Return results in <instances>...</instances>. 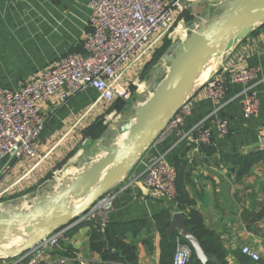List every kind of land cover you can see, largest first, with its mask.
<instances>
[{"label": "crops", "instance_id": "0c3cea01", "mask_svg": "<svg viewBox=\"0 0 264 264\" xmlns=\"http://www.w3.org/2000/svg\"><path fill=\"white\" fill-rule=\"evenodd\" d=\"M90 1L0 0V88L18 89L32 83L61 55L80 51ZM215 4L216 0L181 1L175 9L176 26L182 23L175 35L178 42L189 33L186 23L195 16L203 17ZM185 15L192 18L187 20ZM248 66L258 68L256 114L242 116L240 83L226 82L224 106L217 113H213V103L202 83L194 87L187 99L190 112L182 131L203 120L210 128L211 142L194 147L185 136L172 131L150 143L128 173L107 190L112 194V209L104 217L97 214L68 228L58 247L46 250L41 264H132L121 248L111 247L106 230L117 244L128 247L133 264H170L171 258L161 253L162 227L174 213L186 215L190 209L198 211L205 227L218 237L227 264H264V150L258 145L259 136L264 134V21L232 45L220 62V67L230 71ZM140 83L143 86L145 81ZM132 87L135 85L130 84L127 97L121 98L125 106L109 112L112 102L94 105L97 92L89 87L69 92L62 85L41 102L44 124L36 140L41 157L0 159V207H28L36 195L52 193L62 181L74 178L86 163L100 157L103 145L118 141L120 126L131 119L135 107ZM117 112L123 118L119 123L110 120ZM221 116L227 121L224 136L216 126ZM98 123L106 128L93 138L88 130ZM158 157L175 167L180 200L153 194L146 187L145 166ZM21 241L14 236L1 247L16 246ZM243 244L258 253L257 261L241 253ZM18 255L23 263L30 257L26 252ZM15 260L16 255L0 257V264Z\"/></svg>", "mask_w": 264, "mask_h": 264}, {"label": "built area", "instance_id": "2783aa9c", "mask_svg": "<svg viewBox=\"0 0 264 264\" xmlns=\"http://www.w3.org/2000/svg\"><path fill=\"white\" fill-rule=\"evenodd\" d=\"M187 0H92L88 3L90 15L81 50L61 55L57 62L45 68L40 78L18 89L0 88V159L26 155L41 157L36 140L44 124L39 104L65 85L69 92L86 87L97 92L95 104L111 103L116 98H126L129 87L139 82V75L156 49L169 37L178 20L176 7ZM258 68L248 66L230 71L228 67L214 68L202 82V87L213 103V113L224 106L226 82L243 85L241 113L247 118L258 112L259 98L255 90ZM63 98L66 94L61 95ZM190 112L184 101L151 143L163 139L175 131L185 136L194 147L208 145L211 131L203 120L196 122L187 132L182 131L184 118ZM220 136L227 133L226 118L216 120ZM85 142V140L83 141ZM264 150V134L258 138ZM144 182L153 194L175 197V167L158 157L146 164ZM112 209V194H102L84 213L72 223L43 236L33 247L23 263L16 255L12 264H41L46 250L56 248L64 232L94 215L104 217ZM242 254L252 261L259 259L250 246H240ZM192 248L178 232L174 237L171 264H199L192 257Z\"/></svg>", "mask_w": 264, "mask_h": 264}, {"label": "water", "instance_id": "95a60500", "mask_svg": "<svg viewBox=\"0 0 264 264\" xmlns=\"http://www.w3.org/2000/svg\"><path fill=\"white\" fill-rule=\"evenodd\" d=\"M264 21V0H216L207 13L186 23L189 33L163 53L167 68L159 73L140 105L133 107L131 119L120 126L122 139L102 146L103 154L86 163L74 178L62 181L48 195H36L28 207H0V257L15 256L33 247L43 236L72 222L131 169L133 161L147 147L188 99L199 68L207 58L209 73L226 51L241 40L253 26ZM170 111L162 119L165 111ZM186 216L176 212L167 234L177 230L197 261L207 255L187 227ZM13 235V236H12ZM21 238L16 246L1 245Z\"/></svg>", "mask_w": 264, "mask_h": 264}, {"label": "trees", "instance_id": "16d2710c", "mask_svg": "<svg viewBox=\"0 0 264 264\" xmlns=\"http://www.w3.org/2000/svg\"><path fill=\"white\" fill-rule=\"evenodd\" d=\"M187 20H190L192 18L191 15H185ZM163 44H161L151 57V59L145 64V68L147 66L151 65L154 62L155 57L162 53V47ZM132 94L134 93V87H132ZM126 102L121 98H116L110 107H108L106 112H109L113 108L117 110H121L123 106H125ZM101 123V122H100ZM100 123L95 125L94 129L88 130V132L92 135L93 138L99 137L105 130L106 126H98ZM181 189H179V186L177 184V178H176V169H175V199L180 200L181 199ZM186 220L185 223L187 227L191 230V232L194 234V236L198 239L200 242V245L204 251V253L207 255V260L205 263H199V264H227L225 260V249L220 244L218 237L210 230H208L204 223L201 214L194 210L190 209L186 212ZM169 224V221H167L161 230L162 235V248L161 253L162 255H165L167 258L170 257L172 259V254L174 250V237L177 234L176 232H173L168 236L166 234V228ZM105 235L107 236V239L109 240V243L111 247H119L122 250V253L124 254V257H126V260L128 263H132V256L131 253H128V247L125 244H117L115 241L116 239H113V236L107 233V230L105 232ZM117 251V250H116ZM192 257L195 259L194 255ZM171 264V260H170Z\"/></svg>", "mask_w": 264, "mask_h": 264}, {"label": "rangeland", "instance_id": "374dc122", "mask_svg": "<svg viewBox=\"0 0 264 264\" xmlns=\"http://www.w3.org/2000/svg\"><path fill=\"white\" fill-rule=\"evenodd\" d=\"M173 38H175V39L173 40ZM178 41L179 40H177V38L175 36H172V34H170L169 37H166L163 40V42H162L163 45L161 47L162 53H159L155 57L154 62L150 66L148 65L147 68L142 72L141 79L138 83L145 81V84L141 88L135 86L134 87V93L131 94V95H133V97H135V100H136L134 103L135 106L140 105L142 103V101L148 96V91L150 90V86L153 83V79L159 73H162L166 70L167 66L162 59L163 53L165 52L166 48H168L170 45L177 44ZM138 88H140V90H139L140 93L136 92V89H138ZM131 104H129V105H131ZM118 114H119V112L115 113L111 117L110 120L116 119L117 123H119L121 120H123V118H121Z\"/></svg>", "mask_w": 264, "mask_h": 264}, {"label": "bare ground", "instance_id": "6f19581e", "mask_svg": "<svg viewBox=\"0 0 264 264\" xmlns=\"http://www.w3.org/2000/svg\"><path fill=\"white\" fill-rule=\"evenodd\" d=\"M181 28H182V23H180L178 26H176V28L174 29V31L171 33L172 36H175L176 33L180 32V29H181ZM210 63H213L212 58H207V59L203 62V64L201 65V67H200L199 70H198V73H197L196 78H195V80H194V82H193L192 88H194V87H196L197 85H199L200 83H202V82L204 81V79L208 76L209 71H208V68H207V67H208V65H209ZM141 86H142V84L139 83V87H141ZM169 111H170V108H168V109L165 111L164 115L162 116V119H164V117L167 115V113H168ZM122 137H123V134L120 135V137H119L118 140L122 139ZM1 248H3V249H7V247H1Z\"/></svg>", "mask_w": 264, "mask_h": 264}]
</instances>
